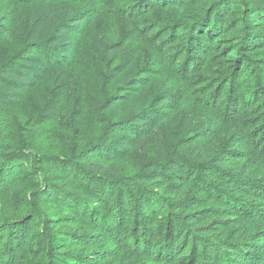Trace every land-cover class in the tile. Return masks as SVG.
<instances>
[{
	"label": "rangeland",
	"instance_id": "1",
	"mask_svg": "<svg viewBox=\"0 0 264 264\" xmlns=\"http://www.w3.org/2000/svg\"><path fill=\"white\" fill-rule=\"evenodd\" d=\"M186 1L183 11L158 8L147 20L134 13L128 27L124 10L137 0H0V55L15 59L0 70V137L10 146L0 152V224L26 229L9 263L53 264L64 255L79 264H173V214L174 264H207L206 241L222 264H235L233 246L242 263L264 264V72L236 75L221 57L195 72L181 36L210 20L240 43L244 8H264V0H236L225 11L220 0ZM263 18H252L261 35ZM76 79L84 86L81 141L68 124ZM119 121L123 127L113 125ZM207 170L259 201L213 182ZM208 189L225 206L220 215L185 219L218 212L200 201ZM179 202L184 209L175 212ZM54 237L66 241L63 251Z\"/></svg>",
	"mask_w": 264,
	"mask_h": 264
},
{
	"label": "trees",
	"instance_id": "2",
	"mask_svg": "<svg viewBox=\"0 0 264 264\" xmlns=\"http://www.w3.org/2000/svg\"><path fill=\"white\" fill-rule=\"evenodd\" d=\"M86 1V0H83ZM222 3L217 9H221V11H225L226 9L230 8L231 5H234L236 3V0H220ZM188 3L186 0H137L136 5H127V7L124 10V15L128 14L129 16L126 18V25L128 27H132L130 23V18L134 16V13L139 15L138 19H149L152 16L153 10H156L160 8V10L164 12H177V11H183L187 8ZM235 8H233L234 10ZM243 14H246L245 18V27H247V31H245V36L242 39L240 43L235 42L234 40H231L229 38V28L225 25L217 24L215 26V23L210 20H207L204 22L200 27L193 29L191 31V34H185L186 32H181V36L184 37L185 43H186V52L189 56L193 59L196 58V61L193 63V66L195 67V72H201L205 68H207L208 63H217V60L221 57L224 64L228 65L231 64V67L235 69V74L238 75L239 72H241L244 68L251 69L256 71H261L264 68V35H261L257 33V25L253 24L252 18L255 20L260 19L261 16L264 17V8L261 6H254V7H246L244 8ZM221 21H224V19H219ZM262 24L264 25V18L261 19ZM220 22V21H219ZM196 26V25H195ZM153 28H157V26H153ZM133 31H136V29H133ZM159 36L162 37L164 35V31H159ZM3 38L8 39V33H3ZM158 36L155 38L157 39ZM175 42L172 43H178L180 41V36L174 37ZM162 50L161 52H165L164 43L160 42ZM171 44H169V48H171ZM32 48L31 52L38 55L37 58H42V54H40V46L36 43H34L30 48ZM219 55V57H217ZM15 62V59H10L8 56L0 55V70L10 69V67ZM240 66V67H239ZM239 67V68H238ZM262 67V69H260ZM193 73V71H192ZM238 80H240L238 76ZM242 82V81H241ZM73 88V97H72V107L69 109L68 114V124L72 127L74 135L77 137L78 141H81V129H80V119L81 115L83 113L84 109V86L80 79L74 80L72 83ZM237 98V95L234 96L233 100H235V110L239 111V109H243V103ZM240 113V112H239ZM122 121L113 123L116 127H123L121 124ZM127 133H130L129 130H121L120 135L126 136ZM6 140L3 137H0V152L5 153L10 146L7 145ZM78 144V143H77ZM96 147V146H95ZM106 146H97L95 148V151H101L104 150V153L102 154L105 160L113 161L114 158L110 157L109 154L105 151ZM97 152V153H98ZM24 155V154H23ZM237 155V154H235ZM239 157L236 156H230L228 159L229 161L234 160L237 161ZM6 162V160L4 161ZM11 167H14V164H10ZM9 165V166H10ZM205 175L208 177V179L212 180L213 182L219 183L221 186L228 190H232L233 192H241L244 193L247 200L257 202L259 201V197L254 193H248L244 190V188H238L231 185L229 181H227L225 178H220L215 174H212L210 171H205ZM10 174L7 176H4V178L9 179ZM7 183V180H5ZM135 191V195L138 196V199L141 200V196L138 193L137 190ZM212 189H208V192L205 193L202 191L201 197L203 200H200L202 203H212L218 208V212H213L215 210H210L209 208H204L202 210L197 211L195 214H186L183 217L187 219L190 222L196 221V219L199 217L203 219H209L211 217H218L220 214L219 212L223 211L224 205L222 203V200L219 197H215L212 195ZM100 196H97L99 198ZM104 210H106V206L104 204L100 205ZM195 206V205H194ZM194 206H191L193 208ZM228 205H226L227 207ZM175 212H180L184 208L182 207V204L177 203V205L174 206ZM143 214L146 218L150 220H155L156 214L149 209V206H147L146 203H143L142 206ZM226 211H228V208H226ZM106 221L112 225L114 223V216L113 214L109 216L105 213ZM174 219V220H173ZM36 221V220H35ZM171 230H170V246L169 250H167V253H170L171 256L175 257L173 260V264L175 261H177V256L174 255V250L176 249L177 244V237H175V226L176 223H180V220L177 216H174L172 214L171 216ZM10 224V225H9ZM155 223H152L154 225ZM26 234V229H24L21 226L18 225H11V223L5 222L0 224V264H13L9 263L6 259L9 258V256L15 257L16 253L20 251V248L23 247L22 240L23 237ZM119 234H115V237H119ZM153 237V234L151 235ZM5 238V239H4ZM4 239V241H2ZM24 241V240H23ZM75 245H80L81 242L78 240L73 241ZM209 243V242H208ZM206 241V246L203 245L204 249L201 253L202 255L207 259V264H222L221 261L218 260V256L213 251L212 245H208ZM183 244L182 239L179 240V243L177 246H180ZM53 245L58 251H63L66 248V241L59 237H54L53 239ZM233 250L231 253H234L237 257L234 259L235 264H245L241 262L240 258L246 257L245 254L243 255V252L240 251L237 247L232 248ZM199 249L193 248L192 253L198 252ZM205 252V253H204ZM204 253V254H203ZM4 259V260H3ZM152 259V258H151ZM251 258H249L250 260ZM76 260L69 258L64 255H56L55 260L53 261V264H79L75 262ZM244 261V259H243ZM13 262V260H12ZM29 264V263H27ZM247 264V263H246Z\"/></svg>",
	"mask_w": 264,
	"mask_h": 264
}]
</instances>
